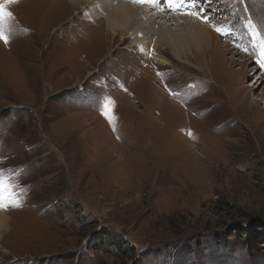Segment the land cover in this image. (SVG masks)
Returning a JSON list of instances; mask_svg holds the SVG:
<instances>
[{
  "label": "rangeland",
  "instance_id": "rangeland-1",
  "mask_svg": "<svg viewBox=\"0 0 264 264\" xmlns=\"http://www.w3.org/2000/svg\"><path fill=\"white\" fill-rule=\"evenodd\" d=\"M198 1L210 53L0 0V264H264V0Z\"/></svg>",
  "mask_w": 264,
  "mask_h": 264
},
{
  "label": "bare ground",
  "instance_id": "bare-ground-1",
  "mask_svg": "<svg viewBox=\"0 0 264 264\" xmlns=\"http://www.w3.org/2000/svg\"><path fill=\"white\" fill-rule=\"evenodd\" d=\"M191 1L193 0H173L171 7L165 0H65L63 5L66 4L69 8L80 6L87 20L102 18L107 33L110 32L112 36L119 34L121 37L131 38L130 45L135 46L138 52L148 51L145 45L151 40L156 46L163 48L170 47L172 44L180 53H190L192 42H197L198 46L195 49L202 48L203 51L209 52L214 45L212 41L210 42V33L205 22L198 16L188 14L201 8L200 2L195 0V4L199 3L192 5ZM163 3H165L164 7L156 9L154 16L145 10L148 5L154 13L153 5L160 6ZM98 23L100 25L101 22ZM215 47L217 48L216 45ZM151 56L153 61L166 64L162 57L153 55V51ZM258 79L261 80L262 77ZM14 202L12 197L11 203ZM9 225L7 208L0 209V239Z\"/></svg>",
  "mask_w": 264,
  "mask_h": 264
},
{
  "label": "snow or ice",
  "instance_id": "snow-or-ice-1",
  "mask_svg": "<svg viewBox=\"0 0 264 264\" xmlns=\"http://www.w3.org/2000/svg\"><path fill=\"white\" fill-rule=\"evenodd\" d=\"M165 2L171 7L173 6V0H165ZM203 3V0H201ZM7 4H0V40H3L7 43V36L4 34V27L6 22L11 21L12 13L7 11ZM207 8H198L196 11L189 12V15L198 16L203 22L207 23L209 17L207 15ZM215 28V26H213ZM215 30L220 33L219 28H215ZM260 59L257 61L260 67L264 68V47L261 48L259 53ZM107 115V113H104ZM13 193L11 191L10 186L3 180H0V209H6L7 207L11 206V198Z\"/></svg>",
  "mask_w": 264,
  "mask_h": 264
}]
</instances>
